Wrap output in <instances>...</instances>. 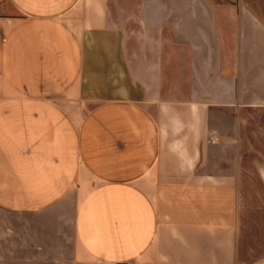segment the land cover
Listing matches in <instances>:
<instances>
[{
    "label": "crops",
    "instance_id": "0c3cea01",
    "mask_svg": "<svg viewBox=\"0 0 264 264\" xmlns=\"http://www.w3.org/2000/svg\"><path fill=\"white\" fill-rule=\"evenodd\" d=\"M110 1L0 0V264H264V0Z\"/></svg>",
    "mask_w": 264,
    "mask_h": 264
},
{
    "label": "rangeland",
    "instance_id": "374dc122",
    "mask_svg": "<svg viewBox=\"0 0 264 264\" xmlns=\"http://www.w3.org/2000/svg\"><path fill=\"white\" fill-rule=\"evenodd\" d=\"M139 2L140 0H111L110 15L129 30L131 25L136 24V13ZM246 197L253 204L250 209L251 217H258L259 215L264 217V194L255 192L249 195V198L246 194ZM254 259V257H248L247 261L251 262Z\"/></svg>",
    "mask_w": 264,
    "mask_h": 264
}]
</instances>
